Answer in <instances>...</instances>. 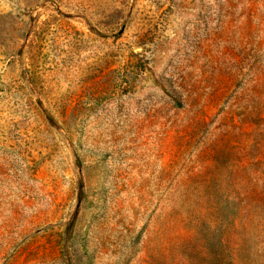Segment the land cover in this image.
Masks as SVG:
<instances>
[{
    "label": "rangeland",
    "instance_id": "374dc122",
    "mask_svg": "<svg viewBox=\"0 0 264 264\" xmlns=\"http://www.w3.org/2000/svg\"><path fill=\"white\" fill-rule=\"evenodd\" d=\"M0 264H264V0H0Z\"/></svg>",
    "mask_w": 264,
    "mask_h": 264
}]
</instances>
